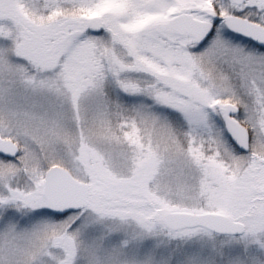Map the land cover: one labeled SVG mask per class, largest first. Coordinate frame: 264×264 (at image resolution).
<instances>
[{
  "label": "snow or ice",
  "instance_id": "snow-or-ice-1",
  "mask_svg": "<svg viewBox=\"0 0 264 264\" xmlns=\"http://www.w3.org/2000/svg\"><path fill=\"white\" fill-rule=\"evenodd\" d=\"M0 264H264V0H0Z\"/></svg>",
  "mask_w": 264,
  "mask_h": 264
}]
</instances>
